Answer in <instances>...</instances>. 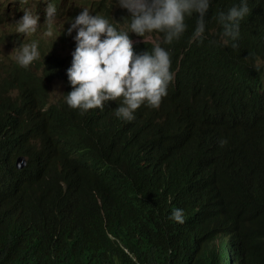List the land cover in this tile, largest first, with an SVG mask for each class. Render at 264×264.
Returning <instances> with one entry per match:
<instances>
[{
    "label": "trees",
    "instance_id": "16d2710c",
    "mask_svg": "<svg viewBox=\"0 0 264 264\" xmlns=\"http://www.w3.org/2000/svg\"><path fill=\"white\" fill-rule=\"evenodd\" d=\"M246 3L228 46L217 17L242 0H209L203 40L186 17L163 43L175 89L128 126L120 100L81 114L72 86L53 99L66 60L0 53V264H264V0ZM94 6L130 22L116 0Z\"/></svg>",
    "mask_w": 264,
    "mask_h": 264
},
{
    "label": "clouds",
    "instance_id": "9594fccd",
    "mask_svg": "<svg viewBox=\"0 0 264 264\" xmlns=\"http://www.w3.org/2000/svg\"><path fill=\"white\" fill-rule=\"evenodd\" d=\"M102 1L5 0L0 44L15 33L13 48L4 53L12 54L24 68L39 61L53 64L56 59L66 60L60 83L66 84L65 92L69 86L73 89L65 98L67 105L84 114L91 109L104 110L109 100H120L115 114L128 126L144 112L159 108L162 99L166 95L169 98L175 89L181 65L174 68L163 43L180 39L186 31L185 19L193 13L198 14L193 39L203 40L209 0H116L130 13L128 23L115 14L92 11L98 10L94 5ZM64 5L71 15L59 27L55 25L57 10ZM100 10L105 12V8ZM249 12L246 0H242L240 7L218 14L223 27L219 43L228 46L238 39L239 23ZM145 41L151 45V52ZM231 47L238 45L231 43ZM53 48H58V53L49 57ZM61 49L66 53L64 58L59 57ZM219 143L223 147L227 141ZM170 219L183 224V210H173Z\"/></svg>",
    "mask_w": 264,
    "mask_h": 264
},
{
    "label": "rangeland",
    "instance_id": "374dc122",
    "mask_svg": "<svg viewBox=\"0 0 264 264\" xmlns=\"http://www.w3.org/2000/svg\"><path fill=\"white\" fill-rule=\"evenodd\" d=\"M86 1L87 0H84V3H86ZM0 4L2 5V7L5 6V0H0ZM70 15H71L70 9L68 8L67 5H64L62 9L57 10V20L55 22V25L59 27H63V25L66 23ZM5 51L6 48L0 46V53H4ZM65 54L66 53L63 49L59 51L60 58H64ZM68 64H70V62ZM51 87L53 88V99L59 100L65 93L66 84L60 83L59 81L51 85Z\"/></svg>",
    "mask_w": 264,
    "mask_h": 264
},
{
    "label": "water",
    "instance_id": "95a60500",
    "mask_svg": "<svg viewBox=\"0 0 264 264\" xmlns=\"http://www.w3.org/2000/svg\"><path fill=\"white\" fill-rule=\"evenodd\" d=\"M17 166L19 170H23L27 166V159L25 157H19Z\"/></svg>",
    "mask_w": 264,
    "mask_h": 264
},
{
    "label": "bare ground",
    "instance_id": "6f19581e",
    "mask_svg": "<svg viewBox=\"0 0 264 264\" xmlns=\"http://www.w3.org/2000/svg\"><path fill=\"white\" fill-rule=\"evenodd\" d=\"M45 14H46V13H45ZM55 53H58V48H53L51 51H49V52H48V56H49V57H52V56L56 55ZM63 60H64V59H63ZM57 80H58V79H57ZM57 80H55V81L57 82ZM56 82H55V83H56ZM55 83H53V84H55ZM53 84H52V85H53Z\"/></svg>",
    "mask_w": 264,
    "mask_h": 264
}]
</instances>
